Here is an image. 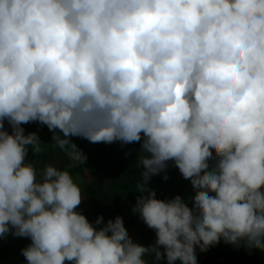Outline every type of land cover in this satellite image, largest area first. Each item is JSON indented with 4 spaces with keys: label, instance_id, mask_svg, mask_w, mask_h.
I'll return each instance as SVG.
<instances>
[{
    "label": "clouds",
    "instance_id": "obj_1",
    "mask_svg": "<svg viewBox=\"0 0 264 264\" xmlns=\"http://www.w3.org/2000/svg\"><path fill=\"white\" fill-rule=\"evenodd\" d=\"M31 122L75 161L70 136L140 143L147 195L133 211L155 245L134 243L120 216L90 223L67 170L37 179ZM168 161L191 207L146 187ZM10 231L30 238L27 264H197L196 247L221 239L264 252V0H0V237Z\"/></svg>",
    "mask_w": 264,
    "mask_h": 264
},
{
    "label": "trees",
    "instance_id": "obj_2",
    "mask_svg": "<svg viewBox=\"0 0 264 264\" xmlns=\"http://www.w3.org/2000/svg\"><path fill=\"white\" fill-rule=\"evenodd\" d=\"M22 126L25 128V135L33 132L36 134L37 132H44L49 133L51 138L53 136V132L39 122L22 124ZM58 131L56 130V134ZM52 142L54 143L53 140ZM117 142L124 148V151L117 156L111 150L103 149L100 144H95L85 156V160L76 163L66 157L61 148L54 146L39 157L40 161L37 164H33L37 171V179H39L45 165L49 164L57 169L67 170L70 175L78 178L84 177L87 171L94 172L98 178L97 187L94 190H85L86 196L90 197L94 205L91 217L95 220L98 216L102 217L101 224L104 225L109 219L114 220L115 217L120 216L124 227L139 231L137 244L151 247L155 230L147 227L139 213L130 212L131 208L128 205L119 203V200L107 193L105 189L108 175L112 172L127 178L129 181L139 182L143 179L141 173L144 169L139 166V156L143 152L140 143L122 144L120 141ZM27 155L25 163L35 158L30 146ZM213 156L215 160L214 152ZM160 200L167 201V198L162 196ZM76 211L87 217V212L83 207L78 206ZM10 235H12L11 231L0 237V264H5L13 255L9 245L5 242V239ZM195 251L197 264H264V252L246 247L240 248L234 244L225 243L223 239L219 243L209 246L206 251L201 252L199 247H196ZM143 258L148 261V264H167L166 259L155 261V255L152 253L146 254ZM65 264H72V262L65 261ZM176 264H179V261Z\"/></svg>",
    "mask_w": 264,
    "mask_h": 264
},
{
    "label": "rangeland",
    "instance_id": "obj_3",
    "mask_svg": "<svg viewBox=\"0 0 264 264\" xmlns=\"http://www.w3.org/2000/svg\"><path fill=\"white\" fill-rule=\"evenodd\" d=\"M21 127L24 129V132H25L24 126L21 125ZM4 129L8 131L9 133L12 131L7 120L4 121ZM57 134L60 135L59 131ZM36 135L38 136L41 142L40 143L41 151L34 152L35 158L31 160L32 164H37L40 161L39 157L43 153H45L46 151L54 147L52 138L49 133L37 132ZM69 139L72 143H74L77 146L78 150H80L84 154V156L87 155V153L91 150L92 147H94L95 144L96 145L100 144V146L103 149L111 150L113 154L116 156L119 153H122L124 151V148L117 141L111 144H105V143H90L87 139H84L79 136H70ZM30 149H32L31 146H30ZM62 150H63V153L66 155V157L72 159V157L69 155V153L71 152L70 145H66L65 148ZM141 155H148V154L142 152L140 156ZM27 156L28 155H26V157ZM73 161L75 163L77 162L75 160ZM214 164H215V160L213 156V159L209 161L210 169L212 166H214ZM71 176L74 182L80 187L81 194H82V200L79 206L83 207L86 210L87 220L90 223H93L94 226L97 228L102 227L103 226L102 224L95 225L94 222L96 220L93 217H91V212L94 209V205L90 197L86 196L85 194V190L96 189L97 182H98L97 176L95 175L94 172H91V171L90 172L87 171L85 176L82 178H78L73 175ZM165 176H167V179L164 178ZM130 181L127 180V178L112 172L108 175V178L106 180L105 189L107 193L117 198L119 200V203L128 205L131 208L130 212L139 213L138 211L137 212L133 211L136 205L137 198L141 195L146 196L147 193L146 192L141 193L139 188L137 187L138 183L141 182L142 180L139 182H136V181L130 182ZM146 187L155 191L156 199H161V197L163 196V198L166 197L167 200H170L173 197L179 195L183 199H185L189 207L192 206L191 197L194 196L195 190L192 188L190 180L184 179L182 177L178 168L175 167L173 161L167 162V167L164 171L160 172L159 174L152 175L149 181L147 182ZM126 230L131 240L134 243H137L139 231L136 229H130V228H126ZM155 240H156V234L154 233V238H153L151 246L155 245ZM5 242L6 244L9 245L12 251V254H13L12 256H10V258L5 264H27L24 256L22 255L21 249L28 246V244L31 242L30 238L16 237L14 235H10L5 239ZM241 243L242 242L235 244V246L244 248L245 246ZM159 250L161 251V253H163L164 251L163 247H161ZM152 254L155 255L154 253Z\"/></svg>",
    "mask_w": 264,
    "mask_h": 264
}]
</instances>
